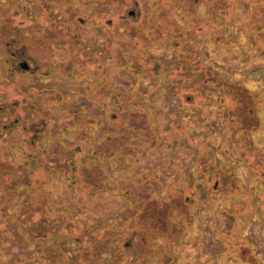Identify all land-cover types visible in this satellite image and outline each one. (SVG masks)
<instances>
[{
	"label": "rangeland",
	"instance_id": "obj_1",
	"mask_svg": "<svg viewBox=\"0 0 264 264\" xmlns=\"http://www.w3.org/2000/svg\"><path fill=\"white\" fill-rule=\"evenodd\" d=\"M116 1L118 4L113 3L114 0H0V69H3V77H6V81H18L20 84L18 91L26 94V99L31 101L38 98V89L61 93L60 100L52 93L49 97L38 98L42 103L41 114L45 116L50 114L51 117L59 113L71 116L68 114L69 111H77L84 107L92 117L102 114L100 90L105 92L109 108L116 111L119 106L108 87L112 85L128 91L138 86L146 93V96L141 98V103L148 108L153 122L162 124L166 128H175L177 125L181 127L174 129L171 134L173 140L170 141L169 147L155 153L145 150L135 160L137 163L131 169L143 174L151 172L154 176L153 180L157 179L163 184L160 188H156L157 191L153 192L154 196L151 198H156L162 203L168 198L169 206L178 198L176 193L174 194L175 183L190 187L196 192L194 200L189 203L190 208L186 218L180 220L179 216L173 215L176 225L175 229H172L175 232L174 236L171 235L168 240L163 241L161 237H157L156 227L150 229L154 241L151 247L153 257L150 258L149 264H264V223L259 221L261 213L255 209L256 203L264 200V176L260 175L261 178L259 176L261 172L264 173V0L217 1L220 10L215 14L202 5L197 13L200 17L206 18L207 22H199L194 28H187L185 31L192 44L190 46V52L194 57L192 64L210 69L222 80L239 83L241 89L246 90L245 94L256 96V111H253V114L256 113L255 119L259 126L252 133V140L249 141L252 142L251 145L238 143L236 146L232 142H227V145L224 141L232 136V130H229L230 125L227 123L223 106L216 103L218 95L212 96L206 112L202 111L192 104L193 102L188 104L181 101L186 95H192V92L190 90L186 92L185 88L180 87L179 81L173 78L177 73L176 70H172L170 75L163 76L161 70L155 76L152 73L155 67L151 68L153 62L143 64L140 61L141 57L133 51L124 49L119 52L110 46L111 41L116 42L118 39L127 44L131 35L137 33L141 38L144 36V33L134 30L141 25L146 15L142 5L147 1ZM153 2L160 6L159 12L157 11L159 15H156L155 24L152 28L146 29V33L150 35L157 33L154 29L156 28L162 31L160 32L162 36L159 37L157 44L148 42L144 50H141L142 43L138 40L135 48L141 55L145 51L143 54L145 61L158 58L161 69L166 70L175 52L171 47L168 51L164 50L161 46L163 39L169 36L178 40L185 36V33H182L184 29L176 26L178 23H185V14L175 12L166 0H153ZM134 8L139 10L138 15ZM161 8L169 9L165 12L164 18L163 14L161 15ZM127 14L132 16L129 17ZM246 17L253 20L250 25L251 32L246 29L248 20L238 21ZM233 18L238 20L226 22ZM121 20L134 23L132 29L129 28L131 33L119 32V30L124 31V27L120 29L115 25L122 23ZM35 26H38L35 36L40 40L37 44V39L32 36V33L34 34L32 29ZM41 29L46 32L39 37L38 33ZM194 31L198 35H195ZM179 34L182 35L178 37ZM223 40L224 44L221 42ZM25 49L27 52L24 53V58L15 55V58H19L15 61V67H21L20 61H25L29 65L28 69L19 68L22 70L20 72L10 71L8 64L3 60H11L13 57L10 56L11 51L21 53ZM71 49L77 57L72 60L73 64L67 67L66 64L71 61L68 58ZM102 52L108 53L106 55L108 64L104 70L103 63L97 64L102 74L99 76V81L92 83V76L95 74L87 67ZM111 55L114 57L109 62ZM34 57L37 58L36 63L32 59ZM76 60L84 62L83 66L86 68L76 71L78 66L73 67ZM144 65L147 66L143 68ZM128 66L134 71L143 69V75L139 76ZM102 78L103 80H100ZM101 84L104 86L102 87ZM212 91L211 86L201 87L203 95ZM76 94H82L83 97L75 99ZM200 95L196 98L194 96L196 102L201 99ZM28 107L30 108L31 105ZM248 115L249 113L246 114ZM235 116L237 117L233 118L234 120L239 117L242 119L235 124L244 128V115ZM95 119H97L95 125L84 129L98 133L96 136L99 137L100 130L106 125L101 115ZM253 125L254 123H251V126ZM183 128L187 133L182 132ZM73 130L69 125L66 126V132ZM233 133H236V136L243 134L239 129L234 130ZM134 142L139 141L131 140V143ZM198 145L210 148L216 166L234 167L239 188L235 198L230 196L225 202L219 200L224 203L218 205H213L212 201L207 202L206 187L196 181L199 173L196 170L194 157ZM257 148H260L259 152ZM10 154L15 163L21 162L27 167L32 165L31 159L18 147H12ZM134 154L136 153L127 154L125 159L128 163L132 164ZM110 158L106 157L99 163L104 175L114 181L110 185L114 195L111 196L108 190L102 192L96 189L92 195H88L77 189L75 185L66 182L61 175L56 174V176L49 172L45 174V185L54 205L49 204L48 207L50 210L70 212L82 223L94 228L120 230L124 227L132 234L128 238L133 242L132 250L141 253L148 248L146 244L134 242L141 227L149 225L153 219H159L157 216L164 213L163 207L166 205L157 202V205L147 209L143 207L138 209L140 205L135 204L133 199L135 195L130 182H125L122 194H118L114 190V185L120 183L127 175L120 171V165L113 163ZM36 175L34 173L33 177H38ZM170 187L173 189L170 190ZM3 200L4 194L0 189V205ZM232 204H236L235 215L238 219L237 224L230 229L223 218H219V213L223 207L228 209ZM228 231L231 233H226ZM228 234L230 237L227 236ZM48 241L59 247L63 257L69 258L71 264H82L90 259V250L82 241L67 236H52ZM39 254L40 246L25 239L17 221L10 215L9 217L0 215L2 262L11 264L14 259H37ZM104 255L105 259L109 257L108 253ZM35 263L41 264L40 261Z\"/></svg>",
	"mask_w": 264,
	"mask_h": 264
},
{
	"label": "trees",
	"instance_id": "obj_2",
	"mask_svg": "<svg viewBox=\"0 0 264 264\" xmlns=\"http://www.w3.org/2000/svg\"><path fill=\"white\" fill-rule=\"evenodd\" d=\"M146 1L142 5V9L145 10L146 15L142 19L141 25L134 30L142 34L144 33L143 38L137 33L134 36L131 35L127 44L118 39L116 42L111 41L110 46L119 52L124 51V49L133 51V53L141 57L140 61L143 64L153 62V65L150 64L151 68L152 66L155 67L152 72L155 76L161 70L162 76L164 74L170 75L172 70H176L177 73L173 78L179 81L180 87L185 88L184 90L186 92L189 90L192 92V95H186L181 101L186 103L193 102L192 104L202 111L206 112L212 96L218 95L216 103L223 106L222 109H224L227 123L230 125L229 130H232V136L229 139H224V141H226V144L227 142H232L235 146L242 142H244V145L248 143L251 145L252 142L249 141L252 140V133L256 131L259 124L256 121L255 127H251V129L246 128L247 135L243 133L245 128L239 127L237 123L235 124V122L242 121V119L239 117L237 120H234L233 118L237 117L235 115L238 114L244 115V125L248 127L250 118L247 120L249 115L246 116V114H250V109H252L251 111H256V96H250L248 93L245 94L246 90L241 89L239 83L222 80L212 73L210 69L197 67L195 66L196 64H192L194 60L192 52H190V46L192 44L189 42V35L185 32L187 28H194L199 22H207L206 18L200 17L199 13H197L200 6L207 7L210 9V12L215 14L220 10V6L216 2L221 0H166V3H169L168 5L173 7L175 12L185 14V23H178L176 25L184 29L182 33L184 32L185 36L178 40L170 38L169 36L163 39L161 46L164 50L168 51V48L171 47L175 52V56L167 64L166 70L161 69L158 58L153 61H145L143 59L145 51L141 55L139 54V50L135 48L138 40L142 43L141 50H144V48H147L148 42L157 44L159 37L162 36L160 35L162 31L156 28L154 29L157 33L151 35L146 33V29L152 28V25L155 24L154 19L156 15H159L157 11L159 12L160 10V6L158 7L153 0ZM113 3L118 4V1L114 0ZM168 10V8L163 10L161 8L163 18L165 17V12ZM135 13L136 15L139 14L137 8L135 9ZM220 14L222 15V13ZM128 15L129 17L132 16L131 14ZM237 20L233 18L230 21L226 20V22H236ZM247 20L246 29L251 32L250 25L253 20L251 21V19L246 17L238 21L247 22ZM121 21L123 22L115 25L117 27L119 26L120 29L124 27L125 32L119 30V32H122L121 34L126 33V31L128 33L134 26V23H129L125 20ZM36 27L38 28V26H35L32 29L34 32L32 36L37 39L35 36ZM45 32V30L41 29L38 33L39 37L44 35ZM194 34L198 35L195 31ZM180 35L182 34H179L178 37ZM38 42H40L39 39H37L36 44ZM221 42L224 44L225 41L223 40ZM69 52L70 55L68 58L71 61L66 64L67 67L77 57L73 53V49ZM107 54L106 52L98 54L99 57L91 61L93 65L90 64L87 67V69H90L95 74L92 76V83L99 81V76L102 74V70H98L97 64L103 63V70L108 64L106 59ZM10 56L14 58L11 57V60H3L8 64V69L13 72H17V70L19 72L22 71L20 70L22 67H19L20 69L15 67V61L19 58H15V55ZM113 57L114 55H111L108 61L110 62ZM22 58L24 57L22 56ZM32 59L36 63L37 58L34 57ZM74 64V68L78 66L76 71L77 69L80 71L82 68H86L83 66L84 62L81 63L79 60H76ZM146 66L144 65L143 68ZM194 66L196 67L195 71L193 70ZM128 68L131 69L130 66ZM2 70L0 69V189L3 191L4 200L0 205V215L2 217H9L10 215V217L17 221L18 227L25 236V239L31 243H37L40 246L39 259H14L11 264H36V261H40L41 264H71L69 258L63 257L64 255L60 252L61 249L59 247H55L49 243L48 239L52 236H67L76 241H82L83 244L87 245L90 250L89 255L91 260L89 259L90 262H83L84 264H149L150 258L153 257L151 247L154 241L150 229L156 227L158 231L157 237H161L163 241L168 240L171 235L174 236L175 232L172 229H175L176 225L173 220V215L175 214L176 217L179 216L178 218L180 220L185 219L190 208L189 203L194 200L196 192L191 190L190 187L175 183L173 185L175 189L174 194L176 193L178 198L175 199L173 205L169 206L168 198H166L165 203L157 201L156 198H151L154 196L153 192L155 190L157 191L156 188H160L163 184L157 179L153 180L154 176L151 172L143 174L131 168L137 163L135 160L145 150L155 153L169 147L171 145L170 141L173 140L171 134L175 128H180L181 125H177L175 128H166L162 124L159 125L153 122L148 108L141 103V98L146 96V93L139 89L138 86L128 91H123L112 85L108 87L118 103L119 108L116 111L109 108L105 92L100 90L101 102L103 104L102 114L92 117L87 113V108L84 107L85 109L69 111L68 114H71V116L62 113H59L62 116L59 114L52 117L50 114L45 116V114H41L42 103L38 99L39 96L46 98L52 93L54 97L60 100L62 98L61 93L54 90L38 89V98L32 101L28 100L25 97L26 94L18 91L20 86L19 82L13 80L6 81V77L2 75ZM132 71L138 73L139 76L143 75V69ZM103 78L100 80H103ZM101 86L103 87L104 84H101ZM202 86H211L213 91L207 95H203L201 92ZM199 95L201 99L196 102L194 96L196 98ZM78 97H83V95L76 94L74 98L77 99ZM28 105H31V107L29 108ZM100 115L106 126H104L105 128L103 130H100V136L98 137L96 136L98 133L86 131L84 128L95 125L97 121L95 118L97 116L100 117ZM254 116L256 118V113H254ZM68 125L74 129L72 132L65 131ZM107 127L111 129H107ZM236 129H239L243 134L236 136V133H233ZM182 132L187 133L184 128ZM136 139L139 142L131 143V140ZM129 141L130 143L128 144ZM15 146L31 159L32 165L30 167H27L21 162L15 163L12 159L10 150ZM196 149L197 152L195 153L194 162L196 163V170L199 173L196 181L206 187L207 202L212 201L213 205H218L220 203L223 204L230 196L235 198L239 188L234 167H229V165H226L225 168L216 166L210 153V148L208 147L198 145ZM258 150L260 148H257V152H259ZM130 153H136L132 156V164L128 163L125 159L128 156L127 154ZM106 157H111L112 162L120 165V171L125 172L127 175L120 183L114 185V190L118 194H122L125 182H130L133 195H135V198H133L135 204L140 205V207H137L138 209L142 207L147 209L150 206L157 205V202L160 205H166L163 207L164 213L162 212L157 216L159 219H153L149 222V225L146 224L141 227L134 241L147 245L148 248H145L141 253L132 250L131 245L133 242L128 240L132 234L124 227H121L120 230L116 228H94L86 223H82L70 212L58 209L50 210L48 207L49 204L54 205L45 185V174L49 172L55 175H61L66 182L75 185L77 189L79 188V190L84 191L88 195H92L94 189L102 192L108 190L111 196L114 195L113 189H110V185L114 181L104 175V171L100 168L99 161ZM117 169L119 168L117 167ZM34 173L38 177H33ZM260 175L264 176V173L261 172ZM235 182H237V186H235ZM168 183L170 184V182ZM172 189L170 187V190ZM219 200H223L224 202H219ZM133 207L135 208V206ZM255 209L257 212L260 211L262 219L260 218L259 221L264 223V200L260 201V203L258 201ZM235 210L236 204H232L228 209L223 207L219 213V218L222 217L224 223L226 222L230 229L237 224L236 220L238 217L235 215ZM226 233H231V231ZM227 236L230 237L229 234ZM159 243H161L160 239ZM106 253L109 256L107 259L104 258V254ZM0 264L8 263H4L0 259Z\"/></svg>",
	"mask_w": 264,
	"mask_h": 264
},
{
	"label": "flooded vegetation",
	"instance_id": "obj_3",
	"mask_svg": "<svg viewBox=\"0 0 264 264\" xmlns=\"http://www.w3.org/2000/svg\"><path fill=\"white\" fill-rule=\"evenodd\" d=\"M130 12H132V11H130ZM30 41H31V38L29 39V42ZM26 52H27V49H25L24 51H21V53H17L16 51L13 50V51H11V55H17L18 57H20V56H24V53H26ZM20 62H23V61H20ZM26 69H28V68H26ZM251 110L252 109H250V114L248 116V118H250V123H249L248 127L244 126L245 131L243 132L244 134H247V135H248V133H247V129L246 128H249L250 127L249 129H251V127H255V125H256V119H255V116L253 114V111H251ZM251 123H254V125L251 126ZM241 145H244V142H242Z\"/></svg>",
	"mask_w": 264,
	"mask_h": 264
},
{
	"label": "water",
	"instance_id": "obj_4",
	"mask_svg": "<svg viewBox=\"0 0 264 264\" xmlns=\"http://www.w3.org/2000/svg\"><path fill=\"white\" fill-rule=\"evenodd\" d=\"M20 66L22 68L26 69V68H28L29 65L25 61H23V62H20Z\"/></svg>",
	"mask_w": 264,
	"mask_h": 264
}]
</instances>
